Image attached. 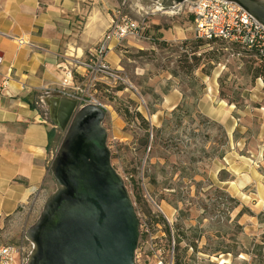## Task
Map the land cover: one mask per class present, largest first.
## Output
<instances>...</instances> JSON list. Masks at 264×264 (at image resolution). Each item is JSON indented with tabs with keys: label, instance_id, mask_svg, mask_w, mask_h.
Instances as JSON below:
<instances>
[{
	"label": "rangeland",
	"instance_id": "374dc122",
	"mask_svg": "<svg viewBox=\"0 0 264 264\" xmlns=\"http://www.w3.org/2000/svg\"><path fill=\"white\" fill-rule=\"evenodd\" d=\"M103 1L114 12L124 8L134 19L145 20L148 36L185 35L166 48L150 40H129L134 62L121 63L125 61L131 85L125 88L103 80L96 86L95 95L110 108L104 125L112 163L124 176L140 218L136 264H167L172 258L175 264H264V78L248 72L250 65L259 64L257 56L225 41H198L187 2L163 12L155 0H130L131 5ZM187 39L184 49L181 44ZM192 49L197 55L211 52V58L203 57L196 67ZM114 54L109 52L108 58ZM184 54L194 65L189 73L181 67ZM208 63L209 75L202 71ZM212 83L217 84L218 97L233 101L227 103L234 106L231 120L238 123L234 132L231 123L225 126L210 118L200 106V94L214 90L209 88ZM174 87L180 100L166 102ZM38 107L39 120L54 132L52 163L65 132L49 120L43 98ZM137 111L149 123L147 144L140 143L146 129ZM236 174L247 176L249 196L232 200L221 180ZM55 190L50 169L45 200ZM43 206L28 224L37 220ZM242 207L248 210L238 215ZM19 229L10 226L8 231ZM25 243L32 249L29 241Z\"/></svg>",
	"mask_w": 264,
	"mask_h": 264
},
{
	"label": "crops",
	"instance_id": "0c3cea01",
	"mask_svg": "<svg viewBox=\"0 0 264 264\" xmlns=\"http://www.w3.org/2000/svg\"><path fill=\"white\" fill-rule=\"evenodd\" d=\"M155 2L163 12L178 8L171 2ZM131 3L134 1L124 0L125 5ZM114 11L103 0H0V245H18L26 253L31 250L24 232L47 197L49 130L39 120V110L22 97L41 91L45 100L54 95L52 89L62 90L63 67L69 66L73 58L86 57L103 39ZM159 35L168 42L185 38L184 34ZM18 39L25 43L19 45ZM115 44L110 51L114 57L107 56L111 65L123 68L122 59L134 62L129 40ZM132 45L144 49L139 44ZM216 85L212 83L208 87L214 90L200 94V106L210 118L225 126L231 123L230 130L234 132L238 125L231 120L234 106L218 97ZM180 98L174 87L164 100L171 103ZM222 168L230 171L225 165ZM247 179L236 174L221 182L230 196L244 199L249 196ZM16 225L19 232L8 231Z\"/></svg>",
	"mask_w": 264,
	"mask_h": 264
},
{
	"label": "water",
	"instance_id": "95a60500",
	"mask_svg": "<svg viewBox=\"0 0 264 264\" xmlns=\"http://www.w3.org/2000/svg\"><path fill=\"white\" fill-rule=\"evenodd\" d=\"M231 1L264 25V0ZM45 101L49 120L65 135L50 166L56 190L25 232L32 244L25 264H136L140 218L124 176L112 163L106 110L80 106L61 92Z\"/></svg>",
	"mask_w": 264,
	"mask_h": 264
},
{
	"label": "built area",
	"instance_id": "2783aa9c",
	"mask_svg": "<svg viewBox=\"0 0 264 264\" xmlns=\"http://www.w3.org/2000/svg\"><path fill=\"white\" fill-rule=\"evenodd\" d=\"M188 4L198 38L222 40L254 50L258 56L264 57V25L241 5L231 0H196ZM145 29V20L134 19L124 8L114 12L103 39L89 50L86 57L73 58L69 66L63 67V89H52V92L75 98L80 106L95 104L110 113L109 106L95 95L97 84L105 80L128 88L131 82L128 73L111 65L107 56L114 49V43L120 45L131 39L148 40ZM18 43L25 42L18 39ZM68 87L70 90L66 89ZM30 251L26 253L20 246L0 245V264H25ZM167 264H175L174 259Z\"/></svg>",
	"mask_w": 264,
	"mask_h": 264
},
{
	"label": "trees",
	"instance_id": "16d2710c",
	"mask_svg": "<svg viewBox=\"0 0 264 264\" xmlns=\"http://www.w3.org/2000/svg\"><path fill=\"white\" fill-rule=\"evenodd\" d=\"M191 18L193 20V15L191 14ZM200 42H203L204 40L207 39H202V38H198ZM148 40H150L151 42H154V44H157L159 46H161L162 48H166L168 46H172V44L166 40H161L159 39V37L155 38L154 36H149ZM212 41H222V40H218V39H212V40H207V42H212ZM189 40H185L182 42L181 47L186 49L189 46ZM234 46H238V45H234ZM239 47V46H238ZM242 48V47H240ZM245 49L246 51H249L251 54H255L258 58V60L260 61L258 65L254 66V65H250L248 68V72L252 75L253 78H257V77H263L264 78V57L258 56L257 53L254 50H249L246 48H242ZM185 53V52H184ZM211 52H203L200 55H197L195 53V51L192 49L191 50V58L194 62V65L196 67H200V60L203 57H207L210 59L211 58ZM189 56L187 54H184V58L181 59V63H182V69L184 70V72L189 73L191 71L194 70V65L189 63ZM210 61V60H208ZM212 67V65L210 63H208V66H204L202 68V71L206 74H210L211 70L210 68ZM120 87H123V85H120ZM42 92L40 91H34L31 95L28 96H24L22 97L23 101L29 103V105L33 108V109H38L40 113H42V111H40L39 107H38V102L39 99L42 96ZM222 99H225L227 102L232 103V100H229L225 97H223L222 95H220ZM154 113V112H153ZM137 117L141 120V122L143 123L144 128L146 129V133L144 134V137L140 139V143L141 144H147L148 143V137H149V123L147 122V120L145 119V117L143 116V114H141V112L137 111L136 112ZM49 136V146H52V139L54 137V133L52 130H49L48 133ZM232 200H236L235 197L230 196ZM246 210H248L247 207H242L241 210L239 211L238 215H242ZM151 210H146L147 213H150ZM169 232V231H168ZM179 241V240H178ZM225 252H229L228 250Z\"/></svg>",
	"mask_w": 264,
	"mask_h": 264
},
{
	"label": "flooded vegetation",
	"instance_id": "af4514ba",
	"mask_svg": "<svg viewBox=\"0 0 264 264\" xmlns=\"http://www.w3.org/2000/svg\"><path fill=\"white\" fill-rule=\"evenodd\" d=\"M168 2H171V0H163L162 4H166Z\"/></svg>",
	"mask_w": 264,
	"mask_h": 264
},
{
	"label": "bare ground",
	"instance_id": "6f19581e",
	"mask_svg": "<svg viewBox=\"0 0 264 264\" xmlns=\"http://www.w3.org/2000/svg\"><path fill=\"white\" fill-rule=\"evenodd\" d=\"M159 264H161V263H159Z\"/></svg>",
	"mask_w": 264,
	"mask_h": 264
}]
</instances>
